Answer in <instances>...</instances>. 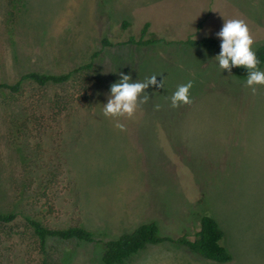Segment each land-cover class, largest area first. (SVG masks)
Masks as SVG:
<instances>
[{
	"label": "rangeland",
	"instance_id": "1",
	"mask_svg": "<svg viewBox=\"0 0 264 264\" xmlns=\"http://www.w3.org/2000/svg\"><path fill=\"white\" fill-rule=\"evenodd\" d=\"M210 7L215 21L208 22L202 14ZM223 19L244 20L253 48L264 43V0H0V84L26 72L66 73L87 63L102 38L113 45L67 83L25 81L19 93L0 90V213L20 215L0 224V264L45 257L48 264H102L103 243L49 239L44 256L23 217L56 229L86 222L103 242L116 239L128 232L97 230L106 215L82 209L79 193L86 207L83 198L125 195L130 173L152 176L161 160L180 200L165 181L159 235L192 239L207 213L225 233L232 255L225 264H264V86L253 92L246 79L217 67V52L179 43L216 39ZM145 23L162 42L128 44ZM120 73L134 81L158 75L163 87H150L133 117H105L107 91ZM188 81L190 103L172 107V93ZM141 126L151 134L127 140L125 128ZM124 264L219 263L164 243Z\"/></svg>",
	"mask_w": 264,
	"mask_h": 264
},
{
	"label": "trees",
	"instance_id": "2",
	"mask_svg": "<svg viewBox=\"0 0 264 264\" xmlns=\"http://www.w3.org/2000/svg\"><path fill=\"white\" fill-rule=\"evenodd\" d=\"M203 21H200L197 25V29H200ZM123 23V27L126 26ZM149 24L145 23L138 40L130 38L128 44L136 46H150L162 42L161 39L156 38L154 35L148 33ZM145 36H148L145 38ZM186 46H192L201 48L208 51L219 52V40L204 37L200 39H193L189 37L185 41L179 42ZM113 46L107 38L100 40V49L91 54L90 59L87 63L78 66L66 73L62 74H44L38 72H26L20 76V78L12 84L1 83L0 90H8L12 94L19 93L22 87V83L30 81L38 86L46 85H60L67 83L72 80L73 76L82 71H90L94 67V60L106 47ZM256 51L258 58L261 61L260 68H264V43L253 48ZM232 74L241 80L246 79L244 68H233ZM19 214L0 213V224H9L14 222ZM24 222L32 230L35 235L41 253L46 255V244L49 239H60L63 241L76 240L78 242L86 243H103L104 251L101 255L102 264H124L130 260L133 256L138 254L139 251L143 250L147 246H157L164 243H172L179 246L185 247L193 254L207 260L219 264L229 263L232 260V255L225 246V233L219 226L217 220L203 213L199 219L198 229L192 234L190 239L189 234H184L177 238H171L168 236H160L159 228L155 222L145 223L138 226L131 233H124L109 241L103 242L102 239L95 237L94 233L83 228L80 225H72L64 229L48 228L42 225L40 222L23 217ZM41 264H48L46 257L42 260Z\"/></svg>",
	"mask_w": 264,
	"mask_h": 264
},
{
	"label": "clouds",
	"instance_id": "3",
	"mask_svg": "<svg viewBox=\"0 0 264 264\" xmlns=\"http://www.w3.org/2000/svg\"><path fill=\"white\" fill-rule=\"evenodd\" d=\"M223 25L215 38L219 40V52L214 56L217 67L223 72L232 74L233 68H244L246 74L245 84L256 91V86H264V70L260 68L261 61L253 50L254 39L248 25L242 19H223ZM151 75L143 81H134L130 74H119V79L112 83L107 91V102L104 103L103 115L105 117H128L135 115L141 104L147 103L148 89H161L163 78ZM192 81L180 84L171 95L172 107L181 103H190V90ZM159 107L158 105L156 106ZM122 131L123 124H117Z\"/></svg>",
	"mask_w": 264,
	"mask_h": 264
},
{
	"label": "crops",
	"instance_id": "4",
	"mask_svg": "<svg viewBox=\"0 0 264 264\" xmlns=\"http://www.w3.org/2000/svg\"><path fill=\"white\" fill-rule=\"evenodd\" d=\"M212 4V3H210ZM215 10L214 8L207 9L205 14H202V17L207 18L208 22L215 21ZM261 27L264 28V22H260ZM141 75H143L141 73ZM140 75V76H141ZM151 75V74H150ZM129 130V137L127 140L134 141L136 139L134 134L138 132L140 134H151L150 128H145V126L141 127H128L125 128ZM145 131V132H144ZM151 139V143L154 145L155 140ZM150 140H147V143ZM129 143V142H128ZM130 144V143H129ZM161 160V171L158 173H151L152 176H146L148 174H136L131 177H128V182L126 187L130 188L128 192L124 195L121 193H117L119 196L113 197L112 194H104L101 193V197L95 196V199H90L89 197L84 199L87 202V207L84 203L81 202L79 193V203L81 208H91L92 206L98 207L99 213L106 215V219L104 222L97 223L94 225L97 230H108L114 231L116 235H119L121 232L131 233L138 226L150 223V222H158L162 216V213L158 208L163 205L162 196L164 195V182H169L171 186V192L175 193V196L178 197V205H179V194L178 188L174 185L173 179L169 178L165 180V176L163 174ZM118 184V183H117ZM116 184V186H117ZM115 186V187H116ZM115 189V188H114ZM107 196V197H104ZM105 202V205H104ZM111 202V203H109ZM104 205V206H103ZM82 214V211H81ZM87 214H91L87 210ZM83 228L87 230L95 229L91 228V224L87 225L86 222L83 225Z\"/></svg>",
	"mask_w": 264,
	"mask_h": 264
}]
</instances>
